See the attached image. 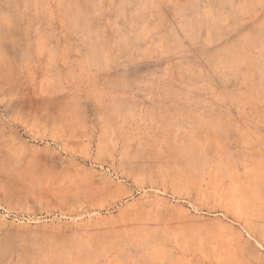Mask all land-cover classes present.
<instances>
[{
	"label": "rangeland",
	"instance_id": "374dc122",
	"mask_svg": "<svg viewBox=\"0 0 264 264\" xmlns=\"http://www.w3.org/2000/svg\"><path fill=\"white\" fill-rule=\"evenodd\" d=\"M0 264H264V0H0Z\"/></svg>",
	"mask_w": 264,
	"mask_h": 264
}]
</instances>
